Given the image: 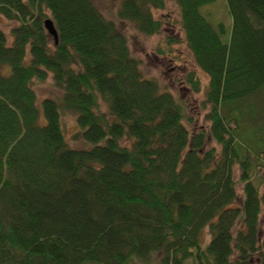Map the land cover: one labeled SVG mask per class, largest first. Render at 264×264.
Instances as JSON below:
<instances>
[{
	"label": "trees",
	"instance_id": "1",
	"mask_svg": "<svg viewBox=\"0 0 264 264\" xmlns=\"http://www.w3.org/2000/svg\"><path fill=\"white\" fill-rule=\"evenodd\" d=\"M225 1L229 29L202 12L214 0H174L208 77L209 127L191 132L184 104L142 75L91 0H0V16L16 23L10 43L0 29V264H132L155 252L161 264H264L254 184L264 167V0ZM164 6L120 0L118 16L159 34L152 10ZM178 43L164 36L156 52ZM49 73L62 94L41 112L33 83ZM184 79L200 91L194 69ZM64 111L87 148L68 144Z\"/></svg>",
	"mask_w": 264,
	"mask_h": 264
},
{
	"label": "rangeland",
	"instance_id": "2",
	"mask_svg": "<svg viewBox=\"0 0 264 264\" xmlns=\"http://www.w3.org/2000/svg\"><path fill=\"white\" fill-rule=\"evenodd\" d=\"M93 5L102 13V15L114 23L119 33L123 34L128 42L131 55L138 61L139 69L145 78L154 79L161 90L169 91L173 96L181 101L185 107V114L190 118L189 127L191 132L199 129L208 130L209 122L206 119V113L209 107L204 105L205 91L208 85V77L194 64L192 54L188 50L184 34L180 24V12L178 5L174 0H164L163 9H153L152 14L155 19L163 21V28L159 34L146 35L139 32L134 24L129 20L121 19L118 16L120 0H91ZM209 22L215 27L222 22L226 29H229L231 20L227 11L225 0H214L202 8ZM16 26L13 21H8L0 16V29L5 33L8 43L12 40L11 29ZM173 36L179 40V43L173 47L172 55L162 56L156 52L161 45L164 36ZM52 44V38L50 39ZM194 69L200 79V91L193 92L184 79V74ZM33 88L36 94V105L41 110V102L45 98L60 97L62 92L54 86L52 74L49 73L44 82L34 81ZM100 109L105 111V107L100 103ZM42 112V110H41ZM42 114V113H41ZM61 122L63 131L68 144L75 149H84L88 145L76 136V114L72 111L62 112ZM206 147H214L217 152L220 146L215 143L207 133ZM240 170L234 166L233 177L236 182L237 201L235 205L242 200V186L238 182ZM254 184L261 193H264V167L258 170L254 179ZM259 229L261 237H264V201L261 206L259 217ZM204 238L207 240L206 231ZM206 242V241H205ZM161 252L153 253L147 260H136L132 264H161ZM257 264V262H255Z\"/></svg>",
	"mask_w": 264,
	"mask_h": 264
},
{
	"label": "water",
	"instance_id": "3",
	"mask_svg": "<svg viewBox=\"0 0 264 264\" xmlns=\"http://www.w3.org/2000/svg\"><path fill=\"white\" fill-rule=\"evenodd\" d=\"M44 29L49 36L53 39L54 43L57 42V32L51 19H46L43 22Z\"/></svg>",
	"mask_w": 264,
	"mask_h": 264
}]
</instances>
